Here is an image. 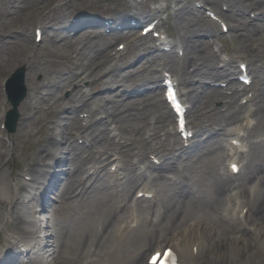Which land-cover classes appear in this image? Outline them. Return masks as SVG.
Returning <instances> with one entry per match:
<instances>
[{
	"label": "bare ground",
	"instance_id": "6f19581e",
	"mask_svg": "<svg viewBox=\"0 0 264 264\" xmlns=\"http://www.w3.org/2000/svg\"><path fill=\"white\" fill-rule=\"evenodd\" d=\"M184 1L186 3L192 2V0ZM201 1L215 8L212 9L216 15L222 18L224 22H228L227 25L230 26L229 30H233L239 35L241 48L248 53L246 56L254 63L263 64L264 49L262 50L260 47L264 45V37L261 36L264 35V0ZM37 2L43 3L44 1L37 0ZM178 3L181 6L182 1L178 0ZM192 8V11L191 8L188 10L194 16L195 8ZM249 8L256 10L258 16L250 19L246 17L245 12L248 14L247 10ZM40 9L44 10V8ZM179 9L184 10L189 16V11L184 9V6H181ZM31 12L36 15L35 9L32 8ZM32 16L30 14L26 21ZM137 21L140 22L139 19ZM160 22L164 23L161 20ZM197 27L190 28L189 26L185 33L180 32L177 45H171L172 53L177 48L179 52L183 50V55L176 58L175 54H171V59L168 58L161 65L164 67L163 69H166L167 72L176 77L178 83L184 87L190 86L194 83L195 79L197 81H204L202 78L219 79L226 77L222 73L223 71L219 69L218 61L220 59L224 62L222 68L225 69L228 65L231 66V60L228 61L225 57H222L221 53H218L213 47L214 50H210L205 41L197 38L205 34L204 28L196 29ZM55 30L56 33H59V29ZM61 30V34L64 33L63 28ZM69 32H71V29L66 27L65 35L62 39L73 40L75 44L78 43L80 33H75L71 36ZM138 37H136L137 40ZM161 38H164V36L160 35L158 37L159 40ZM159 43L163 44L162 41ZM76 52L77 56H83L87 59L86 63L88 64L97 58L96 53L88 52L84 47L76 50ZM101 53L103 51H100L99 54ZM109 57L112 58L113 55L109 54ZM100 59L103 61V59H106V56L101 55ZM178 66H180L181 71H178ZM138 68L142 69L140 72L141 76L146 69L142 64ZM91 70H94L93 67L89 70L90 72L80 71L77 73L76 71L71 76L66 75L65 77V80H69L73 87L70 90V94H74V96L79 94V100L86 102L83 105L76 106L79 103H72L71 106L67 103L69 101L66 102L64 99L58 98L56 100L58 104L56 103L50 108L44 106L41 109L35 105L36 102L29 99L26 100L28 101L26 107H28L29 111H32L29 114L30 117L34 121H37L39 127L45 129L48 134L46 138L44 136L40 137L36 142L38 143V160L26 162L24 165L23 171H26V175L31 176L30 181L22 177H15L19 174L15 171H11L10 174L4 171L2 174V169L0 172V198L8 205L7 216L0 219V232L11 229L10 233H12L11 238L13 243V246L3 251L4 258L6 257V264L15 262V258L13 257V252L15 251L14 245L29 247L33 242L32 248L28 249L27 252L29 264H68L69 262H73L74 264H99L103 258L106 264H110V259L115 261L124 260L126 264H149L145 258L147 251H159L168 246L172 247L178 254L181 264H264V150L260 153L262 157L260 162L254 160L241 161L242 165L238 173L240 174L239 176L234 175L232 169L226 171L224 160L227 157H232L233 161L236 162L243 158L245 153L230 143L225 144L229 146L227 151L223 138L217 135L200 138L198 142L192 140L188 144V147L176 137L174 141L177 149L170 146L167 148L169 152L164 153L151 144L152 136H160V131L164 130L166 122L172 124L173 114L164 106L161 108L157 106L156 110L158 112L155 116L160 125H158L156 120L151 121L148 125L146 120H139L140 122L136 123V125L132 123L129 126L136 133L139 132L136 136L130 135L129 139L131 142L122 139L116 141L114 140L116 132L113 130H119L121 126L116 119L115 112L119 116L120 113L134 110V116H138L140 114L139 111H141V107L138 106V98L129 100L128 103L127 101L123 102L119 109L108 100L109 98H106L107 102L111 103V106L108 110H104L100 102V99H103V97L95 96L98 93H96L92 84L107 83L114 80H109L105 77L109 76V72L97 79L94 77L89 78ZM157 74L158 69L154 68L152 74L141 77L139 82H134V84L140 87L149 82H155L154 79H157ZM85 81L88 82H86L87 87H83L82 85ZM261 81L264 84V77H261ZM27 85L30 93L31 87L29 83ZM122 86L123 84H121ZM146 91L145 94H138L142 97L140 101L143 100V95H146L151 96L154 99L153 102L159 101L161 103V100H157V96L155 95L159 92L158 90L154 91L156 93L153 95H148ZM214 91H216L215 96L218 97L217 100L224 102V108L230 107L228 116L220 119L222 122H220L221 125L217 131H222L231 123L233 117H239V113L236 112L239 110L235 106L233 107V105L237 101L236 97L241 94V91L235 89L232 95L224 92L221 87H216ZM263 92L264 87L258 89L255 95L259 97ZM184 95L188 99H194L196 97L195 89L184 93ZM256 96L249 99V102H253ZM127 98L129 97L127 96ZM146 101L148 100H144L143 102ZM90 102L95 103V107L90 110L89 119L85 124H78V121H81L78 118V112L75 113L76 116H73V118L70 115L59 116V113L63 111H70L72 115L74 111L86 108ZM148 102V106H152L151 102ZM59 108H61L60 111ZM126 108L129 109L126 110ZM260 108L264 110V105H258L256 113L259 112L264 116V111H260ZM143 110H145V106L142 107V113L145 115V111ZM205 110L208 114H213L214 108L208 105ZM39 111H47V115L41 117ZM55 114L58 115L59 119L54 123L52 117ZM125 115L130 118L129 114L125 113ZM112 116L114 119L111 118ZM124 116L122 119H124ZM198 118L200 123L204 122L202 116L198 115ZM237 120L239 121L240 119ZM94 121H97L96 124L100 126L97 125L96 128L94 126L91 130ZM233 123H236V120ZM51 124H54L55 127H52ZM72 124L76 125L75 131L71 129ZM146 125L148 128L146 131L147 135H145V130L141 135L140 131ZM228 131L234 136L233 138L241 140V133L238 132L236 127L232 130L228 129ZM164 133L166 135L169 134V130L166 129ZM205 133L210 135L214 132L211 129H206ZM194 137L195 135L192 138ZM79 138L86 139L83 147L76 142ZM66 143L70 144V147L75 146L78 152L83 151V149L92 151L90 160L88 156L84 157L82 154H77L70 159L66 158L65 155L59 156L57 154L58 151L62 150L61 153L65 154L63 150L66 148ZM2 144L1 149L8 148L9 151L13 150L12 154L14 153L15 145L13 147L7 142ZM135 145L140 148H138V152H134L133 156H130V162H132V157L136 156L139 159L141 156L142 161L145 163H142V165H134L130 162L124 165L118 164L115 172L109 171L108 165L112 161H120L121 155L126 157L125 154L130 151L129 149H135ZM175 150H177L178 154H176ZM151 151L160 159L159 164L149 160V152ZM259 151L258 148L256 152L259 154ZM5 158L0 153V168L5 163ZM88 161L92 162L89 166L86 165ZM53 162L60 169L56 168L52 172V169L48 167L53 166ZM181 164L186 169L184 177H187V170L189 168L196 171L197 174L195 176L201 178L200 185L205 187V189H194L188 186L186 188L179 187V190L171 192L172 190L168 186L178 180ZM122 170L126 171V173L121 172ZM55 172V182L51 183ZM6 177L7 182H5ZM46 180L50 187L53 185L56 190L59 189L60 201L64 202V205L71 210L75 208V212L80 215L77 220L79 228H74L73 233L76 240L79 241L77 243H81L78 255L75 254V251V253H70L71 248L77 247V245L71 244L73 236L69 235L68 231L64 232L62 237L56 233H43L37 236L41 225H37L38 222L33 219V216L37 218L35 214H37L38 209L36 201H34L36 192L33 190L35 188L31 182L35 185L37 184L38 191L41 192ZM150 180L154 181L158 186H156V193L153 196V201L157 205L150 201L144 203L141 206L142 214H150L146 215L145 220H143L140 226L137 228L136 226L132 227L131 222L135 220L138 222L140 219L135 214L136 210L134 209V204L131 202L132 199L121 203L123 199H116V196H119L117 193L127 196L133 188H138L139 186H142V189H139V191H143L144 193L153 192V190L148 189ZM116 181L117 185L114 184ZM110 184L111 187H109ZM117 186L121 189L116 191L114 188H117ZM109 188L113 191H109ZM161 191L165 194V203L163 204L162 202L164 201L160 202L157 200L158 202H156V195H159ZM240 191H246L249 202L237 206H248L249 210L251 208V214L255 213L256 219L252 223V227H248L250 223L238 226L232 223L234 219L230 220L223 217L225 212L229 214V211L233 210L232 201L238 198ZM47 194L49 192L43 194V196H46L44 198H47ZM153 205L155 206L153 207ZM126 207L131 210V213L130 210L129 213H124L125 209L123 208ZM46 208H48V205L44 200L41 202L40 211H45ZM249 215L250 213L247 212L245 216ZM165 216L172 218L177 224L171 236L169 229H166L163 223V217ZM145 221L149 222L150 225L146 229L141 230L140 234L131 237V241L134 240L133 244L136 245L135 249L131 253L127 251L126 255H119L117 253V246L123 244L126 237L135 228L137 230L139 227L141 228ZM13 232L15 233L14 235ZM249 233L257 235L255 238H252V244H249V240L246 239V235ZM113 239H116L118 242L114 243ZM255 242L261 245L257 247L256 252H252L251 246Z\"/></svg>",
	"mask_w": 264,
	"mask_h": 264
},
{
	"label": "rangeland",
	"instance_id": "374dc122",
	"mask_svg": "<svg viewBox=\"0 0 264 264\" xmlns=\"http://www.w3.org/2000/svg\"><path fill=\"white\" fill-rule=\"evenodd\" d=\"M43 1V3H39L37 0H0V127H2L0 130V153L3 152L2 155L6 157L5 163H3L2 168H0V172L3 169L2 174L4 171H7L8 174H10L11 171H15L19 173L15 177H22L25 180H29L23 177V174L26 173V171H23L24 165L26 162L38 160V143L36 142L40 137L44 136L46 138L48 134L45 129H41L39 127V123L37 121H34V119L30 117L29 114L32 113V111H29L28 107H26V104L28 103V101H26L27 99L36 102L35 105L41 109H43L44 106L46 108L54 106L57 103L56 100L58 98L64 99L66 102L69 101L70 103H67L71 106L72 103H79L76 106L86 103L85 101L79 100V94L77 96L70 94V90L73 88L72 84L69 80H65L66 75L71 76L73 72L76 71L77 73L80 71H86L87 73V71L93 67L94 70H91L89 78L94 77L95 79L109 72V76L105 77L109 80L113 79L114 81L96 83L95 85L92 84V87L96 90V93H98L95 96L103 97V99H100V102L104 110H108L111 103H114L117 109H119L123 102L127 101L128 103L129 100L138 98V106L141 107V111L138 110L140 112L138 116H134V110L125 111L126 114H129L130 118H128L125 113H120L119 119V116L115 112L116 119L121 126H119V130H113L116 132L115 138L131 142L129 139L131 137L130 135L136 136L139 132L136 133V131L132 130L129 126L132 123H134L133 125H136V123L140 122L142 119H144L143 121L146 120L147 125L151 121L155 120L158 123L155 116L158 112L156 111L157 106L160 108L164 106L170 110L164 98L162 90L163 87H160L162 86L164 79V71L166 70L163 69L164 67L161 65L171 57V54H175V57L177 58L182 56L181 52H183V50L179 52L176 48L174 53H172V51L166 50L164 47L170 48L169 45L174 44L176 46L179 41L178 38L180 36V32L185 33L189 26L190 28L198 26L196 29L201 27L204 28L205 34H202L197 38L205 41L210 50L216 49L218 53H221L222 57L231 60V66L228 65L225 69L222 68L224 62L221 61V59L218 61L219 69L223 71L222 73L226 77L219 79L208 77L202 78L204 81H197L195 79L194 83L190 86L184 87L181 85L179 87L181 93H187L190 90L195 89L196 97H194V99H188L187 96L183 94V98L186 100V103L190 108L189 124L195 131V137L192 140H196V142H198L200 138L217 135L218 137L223 138L224 146L228 151L227 148L229 146L225 144L231 143V136H233L229 133L228 129L232 130L236 127L239 130V133H241V140L239 142L241 146H238L237 148H240L245 153L244 157L240 160H254L256 162L261 161L260 159L262 157L260 156V153L264 150V116L259 112L256 113V109L258 105H264V92L259 97H257L255 93H257L258 89H262L264 87V84L261 81V77H264V61H262L263 64L252 62L250 58L246 56L248 53L241 48L239 35L233 30H229L228 32L222 31L225 29H223L221 23L208 15L209 10L215 9L210 4L202 2L201 0H192L191 3H186L184 0H181V6H184V9L188 10L191 8L192 11V7L195 8L194 17L191 11L188 10V16L184 10L179 9L181 6L178 5V0ZM39 7L44 8V10ZM32 8L36 10V15L31 12ZM223 10L226 11L224 8ZM247 11L249 13L247 14V12H245V15L249 19L258 16V12L252 8H249ZM30 14L33 16L26 21ZM134 19L140 20V22L136 21L139 25L133 26L135 23ZM155 19L164 22L162 25L160 24V29H157L156 27V30L159 32L160 30H163L165 33L164 40H166L169 45H163L166 43L165 41H162L163 44H160L159 39L155 38L152 32L146 35H141L143 25H146L151 21L156 22L157 20ZM39 26L42 27L44 32L42 41H38L36 38L35 30ZM66 27L71 29V32H69V35L71 36L75 33H80V40L78 43L75 44L73 40L62 39L65 35ZM62 28L64 33L61 34ZM55 29H59V33H56ZM86 31L88 32L85 34ZM261 36L264 37V35ZM136 37H138V40ZM82 47H84V49L88 52L96 53L97 58L89 64L86 63L88 61L87 59L83 56H77L76 50H79ZM260 49L263 50L264 45L260 47ZM73 51H75V53H73ZM100 51H103V53L99 54ZM109 54H112L113 57H109ZM101 55L106 56V59L101 61ZM241 61H245L248 64V70L252 78V83L250 85L243 84L238 79V76L240 75L239 65ZM141 64L144 65L146 71L144 70L140 76L142 69H139L138 67ZM23 65H26L27 69L25 82L26 84L29 83L31 88L30 93L28 92L27 97L18 106L20 117L15 127V131L11 132L9 128L4 125L6 113L12 108L4 90V82L6 78L18 69V67ZM154 68L158 69L157 79H154L155 82H149L140 87L134 84V82H139L141 77L152 74V70ZM178 69V71H181L180 66H178ZM160 70L161 72H159ZM86 82L87 81L83 83V86L87 85L88 82ZM121 84H123L122 87ZM216 87H221V89L229 95H232L235 89L241 91V94L236 97L237 101H235L233 105V107L235 106L237 110H239L236 111L239 113V117H233L231 123H229L226 126V129L222 131H217L218 127L221 125L220 122H222L220 119L228 116L230 113V107L224 108V102L222 100H217L218 97L215 96L216 91L213 92ZM156 90L159 92H154ZM145 91L148 95L156 93L155 95L157 96V100H161V103L157 100V102H153L154 99H152L151 96L146 95H143V100L140 101L142 97L138 94H145ZM41 92L42 94L40 95ZM253 94L256 98L253 102H249L247 99ZM127 96L129 98H127ZM106 98H109L108 100L111 101V103L109 101L107 102ZM144 100L150 101L152 106H148L149 102H143ZM208 105H211V107L214 108V111H212L213 114H208L206 112L205 109H207ZM94 106L95 103L90 102L86 108L76 110L72 113V115L70 111H63L62 113H59V116L70 115L73 118V116H76L75 113L78 112V114H80V117L78 116L80 120L81 118L87 119L90 114V110ZM143 106H145V110H143L145 111V115L142 113ZM61 108H59V111ZM128 109L129 108H126V110ZM260 109V111H264L262 110L263 108ZM39 113L41 117L47 115V111H39ZM198 115L202 116L204 119L203 123H200ZM123 116L124 119H122ZM111 118L114 119L113 116ZM52 119L55 123L59 117L55 114ZM237 119L240 120L238 121ZM235 120L236 123H233ZM96 122L97 121H94L91 130L94 126L96 128V126L99 125L96 124ZM79 123L84 124V121H78V124ZM175 123L176 119L174 116L172 124H169L168 122L165 123L164 130L160 131V136H152V146L164 153H167L169 152L167 148L170 146L177 149L174 141L176 137L185 143V141L181 139L180 134L176 132ZM147 125L142 127V131H140L141 135L144 130L145 135H147ZM158 125L160 124L158 123ZM51 126L55 127L54 124H51ZM75 126L76 125L73 124L71 125V129L74 131ZM166 129L169 130V134L167 135L164 133ZM206 129H211L214 133L208 135V133H205ZM4 142L9 143L13 147L15 145L13 154V150L9 151L8 148L1 149V145H3L2 143ZM76 142L83 147L86 143V139L79 138ZM65 145L66 148L63 150L65 154H62L61 150L57 153L59 156L65 155L68 159L76 156L77 154H82L84 157L88 156L89 158L92 156V151H88V149H83V151L78 152L75 146L70 147V144L68 143ZM134 148L135 149L132 150L129 149L130 151L125 154L126 157H122L123 160L120 161L122 165L130 162V156H133V152H138V148L140 147L135 145ZM258 148L260 150L259 154L256 152ZM175 152L178 154L177 150H175ZM149 153L153 154L152 151ZM150 154L148 157L149 160H151ZM135 159V157H132V162L135 161ZM230 160L231 158L229 157L224 160V167L226 171L229 170ZM141 161L142 157L140 159V162ZM109 167L112 169L111 165ZM187 171V177H184L186 169L181 164V168L178 173V180L168 186V188H171V192L179 190V187L186 188L188 186H191L194 189H205V187L200 185L202 181L201 178L199 176H195L197 172L190 168ZM237 175L239 176L240 174ZM5 182H7V177ZM153 184L156 183L153 181ZM109 187H111V184ZM117 189L118 186L117 188H114V190ZM136 189L133 188L130 191L128 198L135 200L133 199V195L135 196ZM151 189L155 190V186L152 185ZM108 190L113 191L111 188ZM48 192L49 194H47V198H44L46 196L43 195L42 197L41 192L36 194V201L40 200L41 203L45 200L48 205V208H46L45 211L39 210L40 213H38V215L41 220H38L37 218V222L42 224L44 228L42 231L37 233V236L40 233L41 235L43 233H56L58 236L62 237L64 232L68 231L70 233L69 235L73 236L71 244H74V246L75 244L77 245V247L73 246L74 248H71L70 253L72 254L76 252L75 254L78 255L81 243H77L79 241L76 240L73 233L75 229L79 228L77 220L80 215L75 212V208L71 210L64 205V202L60 201L58 194L59 189L55 192ZM164 196V192L161 191L159 195H157L156 202L164 201ZM117 198L119 199V197ZM139 198L141 199L136 198V206L140 219L138 222H133L131 225L132 227L136 226V228L142 224L146 215L150 214H142L141 206L146 203L147 200L151 199H142L143 197ZM150 202L155 204L154 201ZM245 202H249L248 194L246 191H240L238 198H235L232 201V204L235 206ZM163 203H165V201L162 202V204ZM155 205H153V207ZM7 206V203L0 198V219L7 216ZM246 209L248 208H245L243 213L237 212L238 218L234 219L232 223H235L238 226L248 225L250 223L248 227H252V223L255 221L256 215L255 213L251 214L250 208L248 212L250 215L244 217ZM125 213L127 212L125 211ZM163 223L166 226V229H169L171 236L174 227L177 226L176 221L168 216H165L163 217ZM149 225L150 223L145 221L141 228L139 227L138 230L135 228L133 232L126 237L124 243L117 246V253L121 256L126 255L127 251L131 253L136 247V245L133 244L134 240L131 241V237L133 235L140 234L141 230L146 229ZM10 231L12 230L9 229L8 231L0 232V247L5 248V250L8 247L13 246L11 238L12 233H10ZM14 234L15 233L13 232V235ZM256 236L257 235H254L253 233L246 235V239L249 240V244H252V238H255ZM113 241L114 243L118 242L116 239H113ZM32 244H34V242ZM32 244L30 245L31 248ZM259 245L261 244L255 242L253 246H251V251L256 252ZM14 247L15 254L21 253L20 245L16 244ZM149 252L150 251L146 252L145 258H147ZM21 258L26 259V256L22 255ZM27 262L29 264L28 256ZM109 262L110 264H126V261L124 260L115 261L110 259ZM68 264L74 263L69 262ZM99 264H106L104 258L99 262Z\"/></svg>",
	"mask_w": 264,
	"mask_h": 264
},
{
	"label": "water",
	"instance_id": "95a60500",
	"mask_svg": "<svg viewBox=\"0 0 264 264\" xmlns=\"http://www.w3.org/2000/svg\"><path fill=\"white\" fill-rule=\"evenodd\" d=\"M26 67H19L8 79L6 88L13 108L9 110L7 124L11 132L15 131L19 119L18 106L27 95V86L25 84Z\"/></svg>",
	"mask_w": 264,
	"mask_h": 264
},
{
	"label": "snow or ice",
	"instance_id": "6c2138e0",
	"mask_svg": "<svg viewBox=\"0 0 264 264\" xmlns=\"http://www.w3.org/2000/svg\"><path fill=\"white\" fill-rule=\"evenodd\" d=\"M233 169L236 170V169H235V165H233ZM158 255H159V254H157V256H158ZM168 255H169L170 257L172 256L171 251L168 252ZM156 259H157V257H153V264H155Z\"/></svg>",
	"mask_w": 264,
	"mask_h": 264
}]
</instances>
